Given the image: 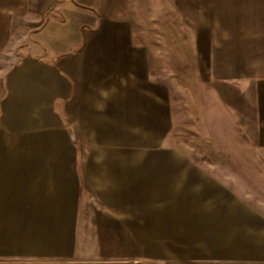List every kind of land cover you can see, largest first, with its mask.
<instances>
[{
    "label": "crops",
    "instance_id": "1",
    "mask_svg": "<svg viewBox=\"0 0 264 264\" xmlns=\"http://www.w3.org/2000/svg\"><path fill=\"white\" fill-rule=\"evenodd\" d=\"M158 1L0 0V264H264V0Z\"/></svg>",
    "mask_w": 264,
    "mask_h": 264
},
{
    "label": "rangeland",
    "instance_id": "2",
    "mask_svg": "<svg viewBox=\"0 0 264 264\" xmlns=\"http://www.w3.org/2000/svg\"><path fill=\"white\" fill-rule=\"evenodd\" d=\"M203 1L205 2L206 5L209 4L208 6L210 8L208 7V12H210L211 16L216 15L218 13L220 7H225L229 3L236 2V0H195V11L196 12H197L198 5H202ZM238 1H242V0H238ZM158 2L163 7L165 0H159ZM179 2L184 3L185 0H179ZM196 19H197V15H196ZM208 128H210V129L202 132V137H200L199 139L192 137V133H190V132H188V133L182 132L176 138H180V139L184 140V142L186 144L190 145L191 147L194 146L196 148L201 144L206 145V141L212 140L213 149H212L211 154H218L219 132L217 130H213L212 127H208ZM170 152L172 154V151H170ZM167 154H169V153H167Z\"/></svg>",
    "mask_w": 264,
    "mask_h": 264
}]
</instances>
